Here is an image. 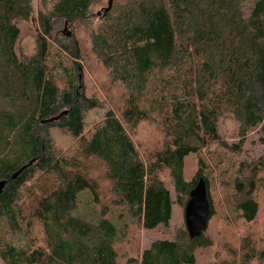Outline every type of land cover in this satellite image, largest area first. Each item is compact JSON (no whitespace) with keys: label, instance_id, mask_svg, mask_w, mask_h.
<instances>
[{"label":"trees","instance_id":"trees-1","mask_svg":"<svg viewBox=\"0 0 264 264\" xmlns=\"http://www.w3.org/2000/svg\"><path fill=\"white\" fill-rule=\"evenodd\" d=\"M34 1L0 0V181L6 182L0 194V260L119 264V230L105 209L98 211V185L76 158L101 165L117 203L145 231L168 228L172 218L171 194L160 180L164 172L183 209L203 180L210 221L213 178L203 152L216 145L228 150L220 138L227 121L238 139L232 151H240L250 132L264 140V0H127L100 16H91L94 0H54L49 16L38 14L37 25ZM31 23L34 47L23 52L20 26ZM56 24L80 26L90 57L73 36L56 44ZM87 58L105 75L114 91L108 99L116 104L104 106L81 89ZM100 109L90 127L87 115ZM144 124L158 127L163 137L152 152L136 139ZM53 131L73 140L78 156L65 158ZM190 156L197 157L198 169L185 181ZM258 165L264 170V160ZM234 190L244 222L254 223V175L235 181ZM85 194L95 210L88 219L76 215ZM34 225L41 227L40 241L32 238ZM206 231L193 240L178 231L130 263L195 264V251L210 245ZM255 251L247 244L244 258Z\"/></svg>","mask_w":264,"mask_h":264},{"label":"rangeland","instance_id":"rangeland-1","mask_svg":"<svg viewBox=\"0 0 264 264\" xmlns=\"http://www.w3.org/2000/svg\"><path fill=\"white\" fill-rule=\"evenodd\" d=\"M127 0H112L110 13L118 6L125 4ZM107 0H94L91 6V16L100 14L107 8ZM54 6V0H35L34 22L37 25V16L40 12L49 16ZM94 19L93 17H91ZM95 18L93 26L99 24V19ZM55 28L53 38L55 43L64 44L63 39L73 36L80 44L82 54L89 56V47L85 43V33L81 27H70L68 25H52ZM22 39L19 43L20 50L29 52L33 49V35L37 33L34 30V23L21 24ZM55 45L53 50L56 51ZM88 69L84 67V80L81 89L89 97L97 96L104 106H110L114 101H109L108 96H113L114 91H110L109 84L102 71L87 58ZM84 63V62H83ZM82 63V64H83ZM117 103V99L114 104ZM103 110H96V113L87 115L86 122L91 127L98 122V117L102 115ZM54 142L65 158L71 159L78 156L77 145L68 136L58 131H53ZM220 138L222 142L229 147L228 150L216 145L203 152L202 158L210 167L213 181H211V197L214 210V216L208 223L206 231L210 239V245L206 248L195 251V264H264V258L257 256V252L264 254V170L260 169L258 162L264 160V140L260 141V135L256 132H250L238 152L232 151V145L238 142L235 128L230 121L225 122L220 128ZM138 143L146 152L156 150L163 137H161L158 127L150 124L141 125L136 133ZM81 161L88 174L94 179L99 188L100 209H105L109 220L118 228L119 236L117 241V254L119 264H131L130 261L139 258L141 252L147 249L153 242L162 239L173 240L178 231H185L183 208L176 203L174 183L167 172L160 175V180L171 194L173 201L172 218L168 228L159 227L154 231H145L135 222H132L126 215V211L117 203L111 186L107 182L101 171V165L93 161ZM257 166L255 173L253 167ZM197 157L190 156L185 162V181H189L197 171ZM254 175L256 194L254 198L258 203L259 212L254 223L247 224L241 217L237 209V202L240 196L234 190V182L248 180ZM241 178V180H238ZM95 210L93 209L91 199L86 194L82 195L76 215L83 218H91ZM33 240H42V231L39 225H34L32 230ZM252 244L255 246L253 257L249 260L244 258L245 246ZM250 261V262H247ZM0 264H4L0 260Z\"/></svg>","mask_w":264,"mask_h":264},{"label":"water","instance_id":"water-1","mask_svg":"<svg viewBox=\"0 0 264 264\" xmlns=\"http://www.w3.org/2000/svg\"><path fill=\"white\" fill-rule=\"evenodd\" d=\"M112 0H108L107 8L104 9L103 15L110 12ZM100 16V14H97ZM34 161L29 162L26 166L20 168L11 176L15 180L25 169L32 165ZM6 185L5 181H0V194ZM185 230L190 240L199 238L206 231L210 210L207 200L206 187L202 179L198 180L195 187L189 193L188 201L183 209Z\"/></svg>","mask_w":264,"mask_h":264}]
</instances>
